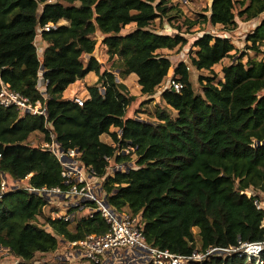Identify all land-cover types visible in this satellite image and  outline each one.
I'll return each instance as SVG.
<instances>
[{
	"label": "trees",
	"instance_id": "1",
	"mask_svg": "<svg viewBox=\"0 0 264 264\" xmlns=\"http://www.w3.org/2000/svg\"><path fill=\"white\" fill-rule=\"evenodd\" d=\"M172 8L165 0H0V89L4 82L48 112L47 118L23 115L0 104V182L2 173L15 180L34 173L35 186L64 185L56 157L30 143L37 135L48 139L49 130L62 148H80L84 163L100 176L108 172L107 157L131 161L117 151L132 146L134 167L107 176L104 186L113 208L140 214L151 244L188 255L211 245L263 240L264 0H212L198 19L183 21L188 28L208 23L230 33L239 19H258L245 40L260 57L233 53L237 47L228 35L205 32L192 43L190 63L211 71L229 58L223 79L200 76L197 92L189 65L180 61L174 77L183 88L160 93L166 106L157 110V120L128 116L135 97L122 80L135 74L143 95L156 94L173 65L160 50L189 43L183 23L174 35L153 26L157 19L176 18ZM48 23L60 24L44 31L37 45V32ZM131 23L136 27L123 33ZM97 33L113 60L110 70L94 55ZM41 72L49 81L46 98L37 87ZM91 72L98 79L83 105L64 96ZM104 134L113 144L101 139ZM57 209L24 190L0 198V246L17 264H34L38 253H55L69 241L107 229L100 216L75 224L52 218ZM39 217L51 230L37 223ZM196 264H247V259L209 255Z\"/></svg>",
	"mask_w": 264,
	"mask_h": 264
},
{
	"label": "built area",
	"instance_id": "2",
	"mask_svg": "<svg viewBox=\"0 0 264 264\" xmlns=\"http://www.w3.org/2000/svg\"><path fill=\"white\" fill-rule=\"evenodd\" d=\"M59 24L48 23L40 27L36 35V44L38 45L44 31L56 29ZM41 51L39 48V52ZM48 82L41 72L37 87L45 98ZM182 88L183 83L172 74L163 90L180 91ZM88 97V95L82 97L76 94L72 99L79 105H83ZM0 104L5 107H16L23 115L31 114L45 118L48 115L45 105L32 102L29 97L4 82L0 89ZM118 132L120 137V130ZM38 145L50 150L60 163L64 185L38 187L30 182L34 173L19 180L2 173L0 198L21 190L28 191L46 197L50 204L60 208L52 211V218L75 224L81 218L91 219L100 216L107 225L105 231L89 233L82 238L69 241L64 245L68 247V250L53 253L57 255L58 261H63L61 264H67L68 260L72 262L68 264H196L203 262L209 255L221 254H237L239 257L246 258L251 264L264 263L262 257L264 239L242 242L236 246L211 245L205 250H195L188 255L178 254L170 249L151 244L145 235L140 214L113 208L108 202V194L104 186L107 176L114 175L118 170L126 171L133 168V163L117 162L113 157H107L108 172L105 176H100L84 163L80 148H62L52 131L49 130V138L43 137ZM133 152L135 154L134 147L126 146L118 150L117 154L130 156ZM1 157L0 151V159ZM257 205L259 206L258 202ZM61 206H66L68 211L62 212Z\"/></svg>",
	"mask_w": 264,
	"mask_h": 264
},
{
	"label": "rangeland",
	"instance_id": "3",
	"mask_svg": "<svg viewBox=\"0 0 264 264\" xmlns=\"http://www.w3.org/2000/svg\"><path fill=\"white\" fill-rule=\"evenodd\" d=\"M51 1H54V0H51ZM165 1L168 6H173V8L171 9V13L176 14L177 17L173 18L172 20H169L168 17H164L163 21H160V19H157L154 22L153 26L158 32L168 33L171 35H174L177 32V28H176L177 25H179L180 23H183L185 18L198 19L199 14L206 12V9L211 5V0H165ZM177 8L181 10V13L176 11ZM255 20H258V19H255ZM238 21H239L238 28L234 31H231L230 33H227L225 30H222L218 26H212L211 24H208V23L196 25L192 28H188V25L183 23L182 31H185V35L189 39V43L182 48L177 47L175 49H161L160 50L163 54L167 55L171 59L173 65L170 68V71L167 77L165 78V80L163 81V83L157 88L156 94L152 96L143 95L140 90V85L138 84V77L135 74H131L126 79L122 80V82L126 85V88H127L125 92L135 97L133 103L128 108V116H133L139 119H146V120H157V116H156L157 110H161L166 106L165 102L160 99V93L163 91V87L165 86L168 78L172 74H174V68L177 66V64L180 61H185L189 65L190 71H191V80L197 92L201 91V83L199 80L200 76H203V77L215 76L216 77L215 81H218L219 79H223L222 67L230 63L229 58H225L220 63L215 64L211 71L210 70H201V71L197 70L190 63V55L194 53L195 51V48L192 47V43L194 39H196L197 37H199L201 34L205 32H212L218 35H228L230 37V40L237 47V51H233V53L237 52V54L240 55L244 51H247L252 56L260 57L261 54L258 55L256 51L246 48V40H245L246 35L249 32H251L257 25L256 22L254 20L242 21L240 19ZM135 27H136V24L131 23L127 25L123 29L122 32L127 33L133 30ZM102 37L103 35L101 33H97L98 42H97V48L94 52V55L98 57L101 63H103V68L110 70L113 60L108 59L109 56L107 54V48L102 43ZM83 58L87 60L88 55H84ZM243 60L245 61L246 57H244ZM115 73L117 74V71ZM97 79L98 77L96 76L94 72L89 73L85 78L80 79L79 81L77 80L75 84V87H77V89L74 92H66V93L64 92V96L66 98L73 97L76 94L82 97L84 95L89 96L88 87L90 85H95L97 83ZM42 139H43L42 135H37L30 141V143L32 145L40 144ZM101 139L103 141L113 144L112 138L108 134L102 135ZM135 157L136 155L134 153L131 154L130 155L131 161H128L129 163H133V166H134ZM261 197L263 200L262 202L264 204V192L261 193ZM61 207H62V210H61L62 212L68 211L66 206H61ZM37 223L51 230L50 227L45 222L43 217H39L37 219ZM194 230L196 232L199 231L198 227H195ZM64 250H68V247L63 246L58 251L60 252ZM56 256L57 255L53 253H46V254L38 253L34 264H61V262L63 261H58L56 259ZM17 261H18L17 258L12 252L7 251L6 248L0 246V264H17ZM68 261L72 263L70 260ZM247 264H251V263L247 260Z\"/></svg>",
	"mask_w": 264,
	"mask_h": 264
},
{
	"label": "crops",
	"instance_id": "4",
	"mask_svg": "<svg viewBox=\"0 0 264 264\" xmlns=\"http://www.w3.org/2000/svg\"><path fill=\"white\" fill-rule=\"evenodd\" d=\"M254 21L256 22V24L259 23V20H254ZM78 81H79V80H78ZM76 82H77V81H76ZM76 82L73 83V84H71V85L66 89L65 93H66V92H74V91L77 89V87H75ZM68 98H69V99H72V97H68Z\"/></svg>",
	"mask_w": 264,
	"mask_h": 264
},
{
	"label": "water",
	"instance_id": "5",
	"mask_svg": "<svg viewBox=\"0 0 264 264\" xmlns=\"http://www.w3.org/2000/svg\"><path fill=\"white\" fill-rule=\"evenodd\" d=\"M211 2H212V0H211Z\"/></svg>",
	"mask_w": 264,
	"mask_h": 264
}]
</instances>
